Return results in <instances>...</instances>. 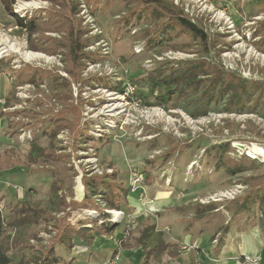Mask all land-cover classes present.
<instances>
[{"label":"rangeland","instance_id":"1","mask_svg":"<svg viewBox=\"0 0 264 264\" xmlns=\"http://www.w3.org/2000/svg\"><path fill=\"white\" fill-rule=\"evenodd\" d=\"M83 1L97 30L91 29L92 26L88 28L87 14L79 11L76 16L86 30L83 37H92L90 44L84 47L92 59H84L77 79L65 71L67 60L62 52L49 54L32 50L28 47L27 32H17L16 15L29 18L51 8V4L41 3L42 0H15L11 14L0 1V121H4L0 133V204L4 207L18 200L44 201L51 182L46 171L50 167L57 169L64 179L65 189L60 195H68L71 189L78 197V190L82 192L83 189L73 165H76V158L81 157L79 168H83L86 157L90 159L86 163H93L95 155L97 166L102 170L100 175L111 174L113 171L105 170L114 169L115 164L120 181L126 179L130 165L135 170L146 169L143 170L145 182L147 175V179L154 177L164 185L161 166L168 163L167 167L163 166L166 171L175 170L172 186L177 187L178 206L193 207L183 213L188 217L186 225L196 228L223 222L226 219L223 211L214 212L218 214L215 216L213 208L223 204V209L230 214L234 209L233 206L228 208V203L248 189L245 178L255 175L264 180V161L249 159L231 147V143L237 142L243 147L264 148V105L252 113L243 102L240 112L226 111L228 98L225 96L209 102L205 115H194L204 108L203 87H190L167 98L166 91L173 85L154 86L151 76L158 79L178 70L180 62L204 59L233 76L264 82V0H172L208 34L212 45L202 56L196 53L197 46L185 47L192 40L180 29L158 33L159 20L152 19L143 9L129 7L120 0ZM23 2H29L27 8H22ZM131 10L140 13L139 18L124 20ZM45 34L61 37L57 32ZM32 37L41 43L39 35ZM13 44L20 51L10 49ZM26 50L41 55L25 58L23 52ZM158 69L164 70V75L157 77L155 71ZM24 78H33L38 84L21 82ZM124 80L135 87L130 98L116 94L120 91L115 87L122 86ZM6 96L11 97L12 106L17 105L16 110L5 106ZM144 109L151 111L152 117L146 118L142 114ZM14 111L18 113L12 115ZM60 115L68 119V127L59 129L55 139L57 153L67 154L66 164L28 160L26 155L32 143L44 148L50 146V136L45 131L50 129L53 118ZM15 127L28 130L30 137L19 140ZM95 128L102 129L100 135L88 134ZM226 142L228 148L223 152L219 146ZM6 151L12 155L9 162ZM80 151L87 154L79 156ZM165 153L167 156L162 159L160 155ZM156 156L160 158L155 159ZM149 160L154 165L153 162L150 165ZM218 160L228 165L229 170L238 166L242 171L230 174L222 165L218 167ZM235 185L242 189L234 198L210 199L214 193ZM79 208L84 207H67L56 214L57 219H64L70 225L86 223L87 219H74L70 212ZM124 223L117 227H124ZM49 228L51 226H46L44 221L34 226L37 237L29 242L35 249L39 244L49 243L54 234L53 230L46 231ZM139 230L136 220L127 241ZM62 250H57L56 255L63 256V263L67 264L71 259ZM87 254L82 251L72 264H86Z\"/></svg>","mask_w":264,"mask_h":264},{"label":"trees","instance_id":"2","mask_svg":"<svg viewBox=\"0 0 264 264\" xmlns=\"http://www.w3.org/2000/svg\"><path fill=\"white\" fill-rule=\"evenodd\" d=\"M0 1L3 8L13 14L12 4L15 0ZM42 1H48L51 4V8L46 9L43 13L41 11L37 12L25 19L17 15L14 17L17 32H27L28 47L32 50L43 51L49 54L58 53L57 51L62 52L65 56L64 59L67 60L65 71L71 77L77 79L84 59H92L91 53L84 51V47L90 44L92 37H83L86 30L80 25V20L76 16L80 11L79 2L77 0ZM95 1L98 2L99 0ZM120 1L129 7L134 8L135 6L140 11L143 9L151 15L152 19L159 20V24L156 25L158 33H162L165 30L180 29L181 33H186L192 40L190 45L185 46L186 48L197 46L196 53L200 54V56L209 52L212 44L209 41L208 34L203 27H200L189 19L183 10L174 4L172 0ZM139 16L140 13L131 10L124 20L135 17L139 18ZM45 32H57L60 33L61 37H51L46 35ZM32 35H39L41 43H37ZM172 48L176 49L177 47L173 46ZM208 63L204 59L185 60L179 63L178 70L170 72L167 75L163 74L165 73L164 70L158 69V71H155V75L158 77L163 74L164 76L158 79H154V76H151V84L154 86L167 85L168 87L173 85V87L166 91L165 95L167 98H171L176 92H184L190 87L195 89L203 87L201 97L205 99L203 102L204 108L201 111H197L194 115H205L209 102L218 101L225 96L228 98V104L225 107L226 111L240 112L243 102L248 104L249 107L247 109L252 113L255 112L256 108L264 105L263 81H252L236 77L225 72L220 67L211 66ZM171 69L173 70V68ZM23 76L25 75L23 74ZM21 82L38 84L33 78H24ZM115 89L122 92L123 86H117ZM12 103L11 97L6 96L4 101L5 106H12ZM17 113V111H14L12 115H16ZM77 117L79 118V111H77ZM77 117L75 121H77ZM67 120L65 115L53 118V121L50 123V129L45 131L50 136V146L44 148L32 143L26 158L34 162L39 160L46 162L57 161L65 165L67 154L57 153L58 148L56 146L55 134L59 129L68 127ZM83 142L86 143L87 141L83 140ZM219 147L225 152L228 148V143H223ZM166 154L160 155L162 159L167 156ZM5 156L9 162L12 156L10 151H6ZM160 156H156L155 159L160 158ZM148 162L151 164L153 161L149 160ZM218 162V167L222 165L225 171L230 174L242 171L238 166L233 170H229L228 165L223 164L220 160ZM152 164L154 165V162ZM46 171L51 176V182L49 184L48 196L44 201L18 200L12 206L4 205L0 210V264L63 263V256L56 255V251L59 250L58 247L63 248V252L69 253L73 247L75 238H79L84 243L90 244L93 239V232H95L94 227L100 226L104 231H109L112 229L113 223L104 221L101 224H97L95 220H91L89 222L91 224L90 227L85 226V222L70 225L64 219H57L56 214L65 211L67 207L71 206L72 208L77 206L88 208V205H92V208H97L96 197L102 199L105 202V206L110 209L122 210L127 206L126 196L129 190L123 185L122 181L118 180L117 172L114 170L111 174L82 175L80 180L83 191L82 198L80 199L76 197L74 191L71 189L68 195H60V191L65 189L63 177L54 167H50ZM244 182L247 184L248 189L242 196L228 203V208L233 206L236 213L249 211L255 203L264 208V180L259 179L255 175H249L245 178ZM192 208L191 205L172 207L174 211L182 212H187ZM41 221H44L46 226L50 225L51 228L46 231L51 233L53 230L54 234L47 245L39 244L36 246L37 249H35V246L31 245L29 240L37 237V230L34 229V226L41 223ZM153 228L152 225L145 224L140 229L139 235L133 243L140 245L143 250L140 264H148V259L151 255L167 246L162 241H159V235L153 232ZM154 239L158 240L157 243L151 244V241Z\"/></svg>","mask_w":264,"mask_h":264},{"label":"crops","instance_id":"3","mask_svg":"<svg viewBox=\"0 0 264 264\" xmlns=\"http://www.w3.org/2000/svg\"><path fill=\"white\" fill-rule=\"evenodd\" d=\"M3 123L4 121H0V133H2ZM167 164L161 166V169L164 168L162 173L163 176L165 175L164 185L161 180L154 177L147 179L146 175L144 200L148 203L141 204L136 192L128 191L127 206L122 209L126 214L133 216L135 221L137 220L138 229L145 224L152 225L153 232L159 235V241L167 245L151 255L148 264H244L237 259L242 255L258 256L260 264H264V208L255 203L249 211L236 213L233 210L229 214V211L223 209L224 205L221 204L219 208H213L212 214L222 210L226 217L223 222L218 224L211 222V225L208 224L209 227L208 225L197 226L193 229L186 225L188 217L183 214L185 212L172 209L178 206L180 199L177 187L172 186L175 170L167 169L166 171ZM150 165L148 167H151ZM113 167L112 169L118 173L115 164ZM143 170L146 169H138L142 173ZM126 175V179H121L125 187L128 186V174ZM117 178L120 179L119 176ZM81 193V191L78 192L79 198L82 197ZM92 207L88 205V208ZM214 215L218 216V214ZM102 218L105 219L106 216ZM120 224L112 226L109 231H104L100 226L94 227L93 223L95 232H93L92 241L86 244L81 239L75 238L71 251L66 253L69 260L71 259L67 264H72L75 259L79 258L82 251L88 252L87 259H85L86 264H103L107 261L118 248L117 241L121 238L123 230V227L120 229L117 227ZM139 231L129 241L126 238L124 243L122 242L123 247L121 246L119 259L115 264H140L143 250L140 245L133 244ZM157 241L154 239L151 244H156ZM193 244L197 246L196 249L190 247ZM58 249L61 248L58 247Z\"/></svg>","mask_w":264,"mask_h":264},{"label":"built area","instance_id":"4","mask_svg":"<svg viewBox=\"0 0 264 264\" xmlns=\"http://www.w3.org/2000/svg\"><path fill=\"white\" fill-rule=\"evenodd\" d=\"M79 2V6H80V12H85L86 13V6L83 0H78ZM38 3V2H36ZM45 4V1L41 2ZM22 4V8H27L29 2H23ZM19 5V4H18ZM18 8V7H17ZM25 10V9H24ZM87 15H85V17H88L89 21H86L85 23L87 24L88 28H92L91 29H96V26L94 24V21L92 20V17L86 13ZM97 30V29H96ZM136 51H138L136 49ZM118 80H122V79H118ZM122 82V86H123V91L122 92H117L116 94L123 97V98H127V97H132V95L134 94V90L135 87L130 85L128 83V81H121ZM113 91V90H112ZM111 93V91H110ZM119 98V97H118ZM17 105L14 106H10L8 107L9 110H16ZM113 107L111 108V111H113ZM145 114L146 118L148 117H152V112L149 111L148 109H144L142 110V114ZM143 114V115H144ZM118 116V115H117ZM16 120L18 118H15ZM149 123V122H148ZM99 128H104L103 126H97ZM16 129V127H15ZM18 131V139L23 141L25 140L27 137H30L29 135V131L21 128V127H17L16 129ZM102 132V129L98 130V128L95 129H91L89 130L88 134H94L96 135H100V133ZM64 140V139H63ZM65 142V140L63 141ZM62 142V143H63ZM236 143H231V147L233 148L234 151L238 152L240 155H243L249 159L252 160H257L260 162L264 161V154L263 155H258L256 153H254V151L250 150L248 145H246L245 148L240 149L239 147H237L238 145H236ZM245 145V144H244ZM240 149V150H239ZM264 150V148H263ZM87 154V152H79V156ZM92 156V155H91ZM94 158V159H93ZM92 159L94 161H92L93 163H91V161H88V163H86V160H90L89 157H86L85 163L83 164L84 167L83 168H79V164L82 162L81 157L76 158L75 164L73 165L75 172H77L76 178L79 179L82 177V175L86 174V175H91V174H95L94 172H96V174L100 175L102 174V170L98 168L97 166V157L95 155H93ZM72 161V159H71ZM73 163V161H72ZM113 170L111 168H107L105 170V172H112ZM127 188L129 191H133L136 192L137 194V199L141 204H147L148 201L144 200V195H145V185H144V174L141 171L135 170L132 166L129 165L128 167V179H127ZM10 186H12L15 189H21L18 185L16 184H11ZM242 189V186L239 185H235L232 188H228L224 191H220L217 193H214L213 195L210 196V199L213 201H218V200H228V199H232L234 198V196H236L238 193H240ZM79 192V190H78ZM77 192L78 197L80 196ZM95 202L97 204V208H79V209H75V210H70V212H72L74 214V219L75 217H77L78 219H87V222L85 223V226L90 227L91 224L89 223L91 220H95L97 224H101L104 221H109L112 223H124L125 218L126 221L124 223V227L122 230V236L121 238L117 241L118 244V248L116 250V252L114 253V255L112 257H110L107 261H105L103 264H115L118 259H119V255H120V249H121V243L126 239V237L129 235V231L132 230L134 222H135V218L129 214H126L123 210L121 209H110L108 207L105 206V202L96 197ZM201 202H204L201 200ZM2 208V205L0 204V210ZM68 211V210H67ZM106 216L105 219H103L102 217ZM193 249H196L197 246L196 245H191L190 246ZM184 248V247H183ZM238 261L240 263H244V264H260V257L258 256H249V255H242L239 256Z\"/></svg>","mask_w":264,"mask_h":264},{"label":"bare ground","instance_id":"5","mask_svg":"<svg viewBox=\"0 0 264 264\" xmlns=\"http://www.w3.org/2000/svg\"><path fill=\"white\" fill-rule=\"evenodd\" d=\"M10 49H12L14 52L20 51V49L18 47L14 46V44L13 45H10ZM23 53H24L23 55H24L25 58H30L31 55H32V57L34 56V57H38L39 58L40 55H41V54H36V53H30L27 50L24 51ZM236 145H238V144H236ZM237 147H239L240 149L245 148L242 145H238ZM249 149L252 150V151H254V153H256L258 155H263L264 154V150L261 147L253 146V147H249Z\"/></svg>","mask_w":264,"mask_h":264},{"label":"water","instance_id":"6","mask_svg":"<svg viewBox=\"0 0 264 264\" xmlns=\"http://www.w3.org/2000/svg\"><path fill=\"white\" fill-rule=\"evenodd\" d=\"M117 224H118V223H113V225H112V226L114 227V226H116Z\"/></svg>","mask_w":264,"mask_h":264}]
</instances>
